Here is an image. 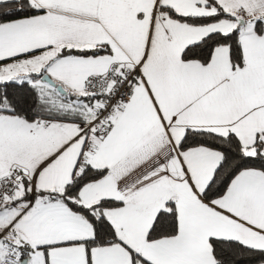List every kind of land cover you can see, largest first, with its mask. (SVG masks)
Wrapping results in <instances>:
<instances>
[{"label": "snow or ice", "instance_id": "snow-or-ice-1", "mask_svg": "<svg viewBox=\"0 0 264 264\" xmlns=\"http://www.w3.org/2000/svg\"><path fill=\"white\" fill-rule=\"evenodd\" d=\"M0 264H264V0H0Z\"/></svg>", "mask_w": 264, "mask_h": 264}]
</instances>
